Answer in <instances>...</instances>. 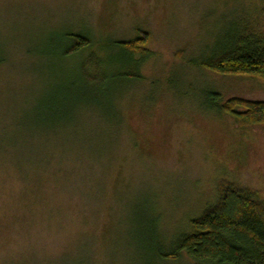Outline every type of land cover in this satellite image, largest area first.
Here are the masks:
<instances>
[{"label": "rangeland", "instance_id": "374dc122", "mask_svg": "<svg viewBox=\"0 0 264 264\" xmlns=\"http://www.w3.org/2000/svg\"><path fill=\"white\" fill-rule=\"evenodd\" d=\"M260 5L0 0V264H144L145 221L168 241L215 204L219 181L264 201V123L207 111L204 96L264 100V79L192 63ZM79 29L94 43L142 37L140 81L117 83L107 50L84 89L79 69L94 46L62 56Z\"/></svg>", "mask_w": 264, "mask_h": 264}, {"label": "trees", "instance_id": "16d2710c", "mask_svg": "<svg viewBox=\"0 0 264 264\" xmlns=\"http://www.w3.org/2000/svg\"><path fill=\"white\" fill-rule=\"evenodd\" d=\"M260 1L251 16L247 14L240 25L227 28L209 54L193 60V65L220 76L264 79V0ZM64 37L68 42L62 51L64 58L82 56L94 46L79 69L83 87L88 91L93 89V80L104 66L101 52L116 51L115 62L105 64H117L120 70L112 76L127 86L140 81L139 69L150 56L142 37L128 41L107 37L104 42L94 43L82 29ZM3 61L0 52V64ZM86 66L92 67L93 72L87 73ZM204 96L207 111L227 115L239 124L264 123V100H221L211 90H205ZM144 226L139 234L144 264H171L182 258L190 264H264V201L257 191L233 182L219 181L215 204L190 219L188 228L168 241H162L156 221H145Z\"/></svg>", "mask_w": 264, "mask_h": 264}]
</instances>
